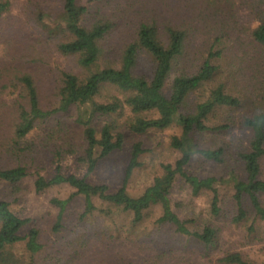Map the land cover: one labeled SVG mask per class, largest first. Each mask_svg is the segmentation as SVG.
<instances>
[{
    "label": "rangeland",
    "instance_id": "obj_1",
    "mask_svg": "<svg viewBox=\"0 0 264 264\" xmlns=\"http://www.w3.org/2000/svg\"><path fill=\"white\" fill-rule=\"evenodd\" d=\"M9 1L10 9L0 15V168L24 165L29 176L18 184L1 181V199L10 203L16 215L30 220L21 235L27 236L35 227L43 245L35 256L28 252L26 241L13 250L32 264H221L218 259L231 252L264 264V220L257 218L246 198L248 218L236 222L234 190L217 182L233 171L246 176L240 154L250 149L252 131L244 120L264 112V45L254 36L264 20V0H78L87 7L83 25L91 26L101 18L113 24L101 41L102 66L121 67L123 55L137 40L141 25L155 27L165 44L170 42V30L175 29L183 33L184 44L169 83L179 74H195L207 60L217 66L214 78L191 95L189 110L219 85L241 100L237 107L219 108L208 121L210 126L226 124L227 129L195 133L201 148H223V161L197 155L186 167L191 175L217 180L220 214L212 213L211 188L195 195L191 185L179 176L171 194L175 212L183 220H190L193 230L202 231L209 224L219 229L217 244L211 248L195 237L177 233L171 225L159 224L160 206L134 226L133 215L121 208H113L109 215L102 213L100 209L109 205L96 197L99 209L84 217V195L72 199L56 228L60 209L53 199H68L76 190L63 183L39 192L36 180L40 175L52 178L58 168L64 174H86L87 165L77 161L87 146L85 127L77 121L80 108L75 106L68 113L52 114L46 121L36 120L34 129L25 138H18L17 127L27 120L22 117V107L30 109L20 78L25 74L33 77L41 105L51 110L59 105L63 72L84 79L91 70L80 65L79 55L64 54L59 49L60 43L71 39L57 28L63 19L65 0ZM154 69L152 57L140 52L135 72L151 77ZM114 97L124 100L127 94L115 86H105L96 100L109 102ZM82 107L83 111L90 109L88 104ZM134 118L127 106L118 113L93 118L99 138L104 126L110 125L114 134L123 133L124 144L101 159L88 179L117 191L123 185L133 147L139 142L144 152L127 185L128 192L138 196L164 173V164H175L180 158L172 138L181 135L182 129L173 124L138 134L130 129ZM261 200L264 203V194Z\"/></svg>",
    "mask_w": 264,
    "mask_h": 264
},
{
    "label": "trees",
    "instance_id": "obj_2",
    "mask_svg": "<svg viewBox=\"0 0 264 264\" xmlns=\"http://www.w3.org/2000/svg\"><path fill=\"white\" fill-rule=\"evenodd\" d=\"M9 0H0V15L10 9ZM87 13V7L78 0H65L62 21L57 28L66 32L71 39L60 43L59 49L64 54L79 55L82 67L90 69L91 73L84 79L72 72H63L62 83L58 89L59 105L51 110L45 109L40 102L38 88L30 74L23 75L20 79L25 85L30 109L22 107V117L27 119L17 127L18 138H25L33 129L36 120L46 121L52 114L58 112L68 113L73 107L80 108L77 121L85 127L84 135L87 142L85 152L77 157V161L87 165L84 176L64 174L58 172L48 179L42 175L36 180L37 191L42 192L48 187L59 184H69L75 192L68 199L54 198L60 211L58 214V229L66 213L67 207L77 195L85 196L84 217L95 213L99 208L94 198H100L109 205L102 208L104 214H111L113 208H121L133 215L132 224L137 226L144 222L150 211L160 206L162 215L158 218L159 224H168L175 228L179 234L195 237L207 248L214 247L218 241L219 229L213 224L206 225L202 231L193 230L190 220H183L174 210L171 200L172 190L178 177H183L198 195L203 189L211 188L214 191L212 200V213L219 215L221 211L220 196L216 183L223 182L234 190L233 198L237 205L236 222L248 218L245 199L248 198L257 218L264 220V203L261 194H264L263 160H264V112L247 117L244 125L252 131L250 149L240 154L244 163L245 177L231 172L226 179H201L186 171V167L193 157L200 155L206 160L223 161L224 149L201 148L195 138V133L207 131H221L229 126L220 124L208 125L210 117L219 108H233L240 105L241 100L228 93L225 86L219 85L213 89L210 96L189 110L188 103L191 95L210 82L216 72L217 66L209 60L195 74L182 73L175 76L169 83L171 74L178 57L181 55L184 44V35L175 29L170 30L169 44L163 43L155 27L143 24L138 31L137 40L132 43L123 55L121 67L113 65L102 66L100 58L103 53L101 41L111 31L113 24L104 18L95 21L91 26L82 24ZM255 39L264 45V20L254 33ZM145 51L154 62L155 69L151 77L137 74L135 68L140 52ZM105 86H115L127 94L122 100L114 97L109 102H99L96 97ZM85 104L90 106L88 111H83ZM129 107L135 115L130 129L138 134H144L151 129H166L173 124H178L181 135L172 138V146L181 156L175 164H164V173L156 177L153 184L138 195L133 196L128 192L127 185L130 177L140 166V157L144 152L141 143H136L132 150V157L128 165L123 185L115 192H111L106 184L93 183L89 176L95 171L99 161L112 152L122 149L124 135L119 132L114 134L110 125H105L98 137L97 129L92 124L97 114L108 116L120 112L124 107ZM146 113H156L157 116L146 117ZM30 117V119H28ZM29 176V170L24 165L10 168H0V183L7 181L18 184ZM217 181V182H216ZM213 186V187H212ZM0 184V264H32L18 255L14 246L26 241V248L31 256H35L43 249L40 243V232L33 227L27 236H22L21 231L30 220L16 215L10 208V203L1 199ZM251 230L254 229L252 226ZM221 264H255L240 252H231L218 259Z\"/></svg>",
    "mask_w": 264,
    "mask_h": 264
}]
</instances>
